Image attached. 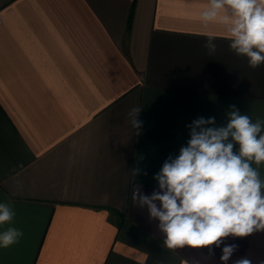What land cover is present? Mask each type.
Here are the masks:
<instances>
[{
  "label": "crops",
  "instance_id": "obj_1",
  "mask_svg": "<svg viewBox=\"0 0 264 264\" xmlns=\"http://www.w3.org/2000/svg\"><path fill=\"white\" fill-rule=\"evenodd\" d=\"M207 2L0 0V202L16 213L0 232H23L0 264H220L214 245L213 257L168 249L132 199L157 187L194 119L223 125L236 105L264 121V65L230 50L222 23H201ZM225 243L239 246L228 264H264V232Z\"/></svg>",
  "mask_w": 264,
  "mask_h": 264
},
{
  "label": "clouds",
  "instance_id": "obj_2",
  "mask_svg": "<svg viewBox=\"0 0 264 264\" xmlns=\"http://www.w3.org/2000/svg\"><path fill=\"white\" fill-rule=\"evenodd\" d=\"M200 20L205 27L222 23L230 50L246 57L250 68L264 65V0H208ZM206 36L203 47L214 56L215 36ZM140 112L133 107L128 113L136 135L143 125ZM226 119L219 126L214 116L194 119L186 126V145L178 155H169L154 174L157 187L146 195L137 185L132 194L133 203L158 221L168 249L208 248L213 257L214 245L221 249L220 264H228L239 247L225 243V238L264 232V180L258 170L264 163V121L253 122L236 105H229ZM139 171L134 169V174ZM15 215L11 202H0V226L12 225ZM22 237L20 229L9 226L0 232V248ZM232 264L252 260L244 255Z\"/></svg>",
  "mask_w": 264,
  "mask_h": 264
}]
</instances>
